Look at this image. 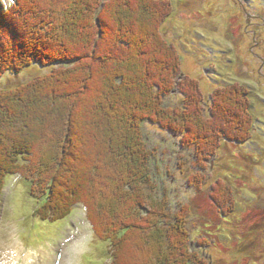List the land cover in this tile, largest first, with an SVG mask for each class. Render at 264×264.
Wrapping results in <instances>:
<instances>
[{
	"label": "trees",
	"instance_id": "trees-1",
	"mask_svg": "<svg viewBox=\"0 0 264 264\" xmlns=\"http://www.w3.org/2000/svg\"><path fill=\"white\" fill-rule=\"evenodd\" d=\"M172 13L168 0H17L0 14V80L51 69L0 90V200L20 176L37 215L64 221L84 205L113 264H211L193 248L191 208L172 215L155 182L146 122L194 152L198 190L206 162L253 136L249 89L219 87L206 101L201 82L182 77L181 57L163 34ZM174 93L184 99L169 106ZM216 180L210 198L230 216L235 190Z\"/></svg>",
	"mask_w": 264,
	"mask_h": 264
},
{
	"label": "rangeland",
	"instance_id": "rangeland-1",
	"mask_svg": "<svg viewBox=\"0 0 264 264\" xmlns=\"http://www.w3.org/2000/svg\"><path fill=\"white\" fill-rule=\"evenodd\" d=\"M4 1L0 11L7 13L16 6ZM168 1L173 13L163 34L181 57L182 77L199 80L206 101L219 87H246L253 94L255 125L246 144L226 143L217 158L205 163L206 170L199 172L205 185L198 190L193 182L198 175L194 152L183 146L180 136L146 122L144 134L155 155V182L169 196L172 215L183 206L191 208L193 248L211 264H264V0ZM157 11L162 14L165 8ZM103 19L110 28L115 26L111 15ZM50 71L39 66L5 77L0 90L27 84ZM183 99L174 93L165 102L177 106ZM219 177L235 190L236 210L230 216L223 215L222 207L210 198ZM36 205L29 182L20 176L8 181L0 200V260L6 259L3 245L13 243L21 254L16 264H26L27 254L32 259L28 264H59L63 250L70 251L73 264H113L111 248L97 236L84 206L67 220L56 221L53 218L59 214L43 210V216L37 215ZM82 238L74 248L76 239ZM122 254L131 260L128 253Z\"/></svg>",
	"mask_w": 264,
	"mask_h": 264
},
{
	"label": "bare ground",
	"instance_id": "bare-ground-1",
	"mask_svg": "<svg viewBox=\"0 0 264 264\" xmlns=\"http://www.w3.org/2000/svg\"><path fill=\"white\" fill-rule=\"evenodd\" d=\"M4 2H5L4 0H0L1 5H3ZM6 2H8V4L9 3L11 4V3H14V0H6ZM84 238L76 239V243H75V245H73L74 248L77 247L78 246L77 243H80ZM8 241H10V240H8ZM74 241H75V239H72V242H74ZM17 246H18L17 244L15 246L13 243L11 244V246L9 245L8 247L6 245H3L4 253L6 255V259L5 258H4L5 260L1 259L0 263L4 260V264H16V261L19 259V256L21 255L19 252V247H17ZM76 250H77V248H76ZM58 260H59L58 261L59 264H73L70 251H67V250L62 251V254L58 258ZM25 261H26V264H28V262L31 263V261H32L31 255L27 254L25 256Z\"/></svg>",
	"mask_w": 264,
	"mask_h": 264
}]
</instances>
